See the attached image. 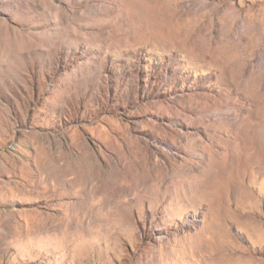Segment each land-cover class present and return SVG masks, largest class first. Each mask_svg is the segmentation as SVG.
I'll return each mask as SVG.
<instances>
[{"label": "rangeland", "instance_id": "obj_1", "mask_svg": "<svg viewBox=\"0 0 264 264\" xmlns=\"http://www.w3.org/2000/svg\"><path fill=\"white\" fill-rule=\"evenodd\" d=\"M260 92L264 0H0V264H264Z\"/></svg>", "mask_w": 264, "mask_h": 264}, {"label": "bare ground", "instance_id": "obj_2", "mask_svg": "<svg viewBox=\"0 0 264 264\" xmlns=\"http://www.w3.org/2000/svg\"><path fill=\"white\" fill-rule=\"evenodd\" d=\"M215 51L219 52L220 50L218 47H216V49H213V52ZM222 66L226 67L225 74H227L229 72L228 66H231V63L229 61L228 62L223 61ZM223 80H225L226 84L228 85L227 91L229 94L231 95L238 94L237 87H233L231 85L232 82L228 78ZM238 88L240 91L243 92V89L241 87ZM249 90H251V92H255L254 87L249 88ZM259 95L262 98L264 96V93L260 92ZM246 100L248 101L252 110H248L249 115L244 120L243 117H240L239 122L237 123L238 124L237 127L230 130L228 129V133L230 135V138L235 139V141L238 142V145L245 146V148H243V151H245L248 146H253L255 153H257L260 150V148L264 145V115L262 113H259V110L264 105V103L259 102L258 100H253L248 96ZM250 118H253L254 121H249ZM226 142L227 140L224 138L215 140V144L222 145L225 144ZM248 148L249 149L247 150H251L250 147ZM261 151H259L257 154L254 155V159L256 160V164H257L255 168L260 173L264 171V153H262L264 149L262 152ZM206 177L210 178L209 175Z\"/></svg>", "mask_w": 264, "mask_h": 264}]
</instances>
